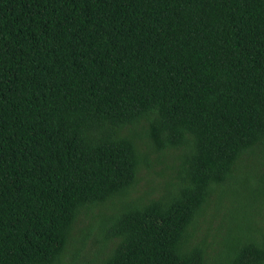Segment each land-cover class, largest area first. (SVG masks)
I'll list each match as a JSON object with an SVG mask.
<instances>
[{"label":"trees","instance_id":"1","mask_svg":"<svg viewBox=\"0 0 264 264\" xmlns=\"http://www.w3.org/2000/svg\"><path fill=\"white\" fill-rule=\"evenodd\" d=\"M164 263L264 264V0H0V264Z\"/></svg>","mask_w":264,"mask_h":264},{"label":"bare ground","instance_id":"2","mask_svg":"<svg viewBox=\"0 0 264 264\" xmlns=\"http://www.w3.org/2000/svg\"><path fill=\"white\" fill-rule=\"evenodd\" d=\"M237 241V240H236ZM234 245V244H233ZM167 260V259H166ZM165 264V263H164Z\"/></svg>","mask_w":264,"mask_h":264}]
</instances>
